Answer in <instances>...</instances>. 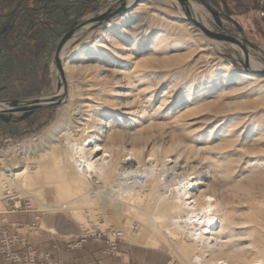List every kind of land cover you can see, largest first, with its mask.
<instances>
[{"label": "rangeland", "instance_id": "1", "mask_svg": "<svg viewBox=\"0 0 264 264\" xmlns=\"http://www.w3.org/2000/svg\"><path fill=\"white\" fill-rule=\"evenodd\" d=\"M213 1L242 26L245 37L252 43L243 42L237 27L223 17L226 33L233 32L247 47L252 63L264 67L262 17L258 13L245 12L244 7L230 0H205V3L213 8ZM196 2L201 4L196 3L197 19L208 29L217 31L211 12L202 2ZM108 3L114 5L115 0H91L78 16L79 20L70 22L61 34L82 20L96 16L108 7ZM139 4L87 30L86 35L70 44L68 50L79 47L65 58L64 65V58H61L67 94L58 105L39 109L18 122L6 123L0 119V161L11 157L24 159L29 168V181L23 184L6 179L0 166V197H12L9 200L11 210L18 197L42 202L41 216L55 223L41 227L57 229V234L66 240L67 249H72L67 242L76 240L82 228L103 223L123 231L120 244H125L131 252L155 251L166 256L171 264H190L189 256L179 247L183 238L177 239L179 242L167 241L148 224L103 207V199L97 201L99 205L96 202L73 203V196H64L56 176L46 177L45 172L52 169V160L46 159L44 153L52 146L55 136L64 131L49 134L53 125L65 122L81 134L85 128H88L86 133L94 128L96 119L101 118L97 137L103 141L107 132H116L118 139L121 131L133 133L142 128L149 133V138L141 142L145 144L144 155L153 144L161 150L176 138L182 144L168 155L177 153L181 165L194 166L214 178L212 180L221 186L216 196L230 200L229 207L238 223L233 224V235L225 247L234 249L243 243L242 233L248 230L252 234V252H249L259 253L257 255L263 256L264 262V154L250 150L254 145L264 147V142L256 141L254 135L257 127H264V76L247 72L230 44L209 39L192 22L182 21L184 13L179 3L144 0ZM54 51L55 48L45 65L44 83L36 92H5L0 98L23 100L55 94L63 81ZM79 52L88 55L82 57ZM124 143L128 149L129 144ZM225 155V160L221 161ZM226 159L229 162L225 163ZM254 172L260 178L253 176L255 179L248 180L246 175ZM110 178L113 184V177ZM245 183H251L248 193L236 187ZM56 187L60 188L64 200H68L64 202L67 208L48 210L64 204L61 200L52 203L44 199L46 195H56ZM145 196L148 200L155 198V194ZM71 210L82 215L81 223ZM243 227L246 230L243 231ZM87 244L94 248L98 243L88 240ZM249 252L239 251L233 262L250 264L252 254Z\"/></svg>", "mask_w": 264, "mask_h": 264}, {"label": "bare ground", "instance_id": "2", "mask_svg": "<svg viewBox=\"0 0 264 264\" xmlns=\"http://www.w3.org/2000/svg\"><path fill=\"white\" fill-rule=\"evenodd\" d=\"M165 1L179 3L177 0ZM132 2L133 0H128L127 4ZM196 3L199 4L194 0H190L188 3L189 10L195 18H197L195 8L198 6ZM93 25L94 23H87L85 27L78 30L73 37L75 38L74 41L84 35ZM230 46L242 56L239 46L235 44ZM78 47H71L70 50L61 53V57L64 58L63 65L67 60L65 58L73 55ZM79 54L82 57L88 55L84 52H79ZM248 63L252 68H264L256 67L252 63L250 54L248 55ZM66 94L67 92H62V88H60L50 97L57 98L61 102ZM4 106L5 104H1L0 108ZM99 115L101 116V114ZM84 119L86 120L87 117ZM96 120L97 122L94 123L96 126L87 133L88 128H85L84 133L79 134L75 129L72 130L68 123L64 124L65 122L53 125L49 130L51 135L59 134L64 130L59 136H55L51 142L53 143L52 146L44 153L46 159L52 160V169L45 172L46 177L56 176L60 182L58 183L59 187L64 191V196H73L71 200L73 203L78 201L97 203L98 200L103 199V207L117 213H123L140 223L148 224V227H152L167 241L183 238V241L180 240L179 247L189 256L190 264H240L237 261H235L236 263L233 262L234 255L242 250H246L247 253L251 251L252 234L248 230L244 231L246 229L243 227L242 236L245 241L239 243L238 248L232 246L234 249H228L225 247L228 239L233 235L232 228L235 223L233 211L229 207L230 200L218 199L216 191L221 186L212 180L214 178H209L203 171L194 168V166L181 165L177 153L173 156L168 155L182 143L173 138L168 146L161 150L159 149L160 146L157 147L153 144L148 153L144 155L145 144L143 145V143L149 138L147 131L143 132L141 128L140 131L133 133L124 130V133L120 129L122 132L118 133L120 141H118L119 138H116V132L113 131L112 133H105L106 140L103 141L97 137V132H99L97 130L101 127V118ZM151 125L148 126L151 127ZM148 126L146 128H149ZM254 135L256 141L264 142V127H257ZM123 142L129 144L128 149L125 148ZM251 149L252 153L258 150L264 154V147L261 144L254 145ZM254 153L256 154V152ZM41 156L43 159V155ZM223 157L226 155L222 156L221 161L225 160ZM23 160L11 157L7 161H0L6 179L13 182L20 181L23 184L29 181L28 161ZM224 162L229 161L226 159ZM258 173L247 174L246 178L248 180H252L253 176L260 178ZM110 177H113V182L111 181L113 184L109 182ZM250 184H239L236 187L248 193ZM101 188H103L102 191ZM148 193L155 194V198L153 196V199L149 198L148 200L147 198L151 197L147 195L146 198L145 195ZM66 208L67 205L64 203L48 210ZM71 211L74 218L81 223L82 215L76 210ZM41 226H45V224ZM254 232L256 231L254 230ZM177 242L179 241L177 240ZM251 254L250 264L264 263L262 255L260 257L257 255L259 253L256 254V252L249 255Z\"/></svg>", "mask_w": 264, "mask_h": 264}, {"label": "crops", "instance_id": "3", "mask_svg": "<svg viewBox=\"0 0 264 264\" xmlns=\"http://www.w3.org/2000/svg\"><path fill=\"white\" fill-rule=\"evenodd\" d=\"M89 2L91 0H0V96H5V92H36L43 85L45 65L60 34L79 18ZM230 2L251 12L249 0ZM262 20L264 27V17ZM56 188V195H46L44 199L52 203L67 202L60 188ZM0 199V222L11 233L32 244L39 259L48 255L61 264H171L162 253H134L120 241L112 250L104 241L91 239L88 240L98 243L94 248L86 240L79 248L67 249L66 240H62L56 228L53 231L51 227H41L55 223L41 216L42 202L18 197L14 203L20 208L11 210V199ZM0 264L10 263L0 255Z\"/></svg>", "mask_w": 264, "mask_h": 264}, {"label": "water", "instance_id": "4", "mask_svg": "<svg viewBox=\"0 0 264 264\" xmlns=\"http://www.w3.org/2000/svg\"><path fill=\"white\" fill-rule=\"evenodd\" d=\"M143 0H133L131 4H127L128 0H115L114 5L111 3H108V7L97 14L96 16H93L89 19L82 20L81 22L77 23L76 25L69 28L65 33L60 34V39L55 47L54 51V60L57 65V69L61 74V79L63 81L62 86L60 85L58 90L62 88V92H67L66 84L64 81L62 66H61V53L68 50L70 44L74 41L72 40L75 34L80 30L81 28L85 27L87 23H94L93 26H91V29L93 27H99V25H102L103 23L109 21L111 18L115 17L116 15L124 12L128 8L135 7L138 3H140ZM179 2L180 8L184 13V16H181V20H187L192 22L193 25L198 27L209 39H213L215 41H221V42H227L228 44L232 45L235 44L239 46V48L242 51L241 54L238 53V51L234 50L237 55L240 57V62L243 66V68L250 73L253 74H259L264 76V68H252L250 67L248 63V55L249 52L247 50V47L244 43H242L233 32L231 34L226 33L225 27L223 24V17L226 20L231 21L238 29V31L241 34L242 41L247 43L248 39L245 37V32L242 26L234 20L229 14L224 13L221 11V8L219 4L216 1H213V8L205 3V0H194L202 2L205 7L211 12L213 15V23L215 24V27L217 28V31H212L208 29L203 23H201L197 18L193 17L189 7L188 3L190 0H177ZM180 14V13H179ZM79 20V19H78ZM86 35V34H84ZM83 35H81L82 37ZM76 38L78 40L79 38ZM72 40V41H71ZM71 41V42H70ZM248 43L251 45V41H248ZM60 103L59 99L53 98V97H45V96H38V97H31L26 98L23 100L18 99H3L0 98V105L5 104L4 107L0 108V119L3 120L6 123L10 122H18L20 120H23L30 116L32 113L39 109L43 108H51ZM15 113H19L15 116Z\"/></svg>", "mask_w": 264, "mask_h": 264}, {"label": "built area", "instance_id": "5", "mask_svg": "<svg viewBox=\"0 0 264 264\" xmlns=\"http://www.w3.org/2000/svg\"><path fill=\"white\" fill-rule=\"evenodd\" d=\"M249 2L251 3V12L258 13L260 17H264V0H249ZM4 198L12 199L9 195H5ZM19 208V205L13 203V210ZM122 238V230L99 223L93 227L82 228L76 240H69L67 246L71 248L80 247L86 240L91 239L96 242L104 241L108 249L112 250L116 248L118 242L121 241ZM0 255L10 264H61L58 261H54L48 255L39 259L32 244L25 241L18 234L11 233L1 222Z\"/></svg>", "mask_w": 264, "mask_h": 264}]
</instances>
